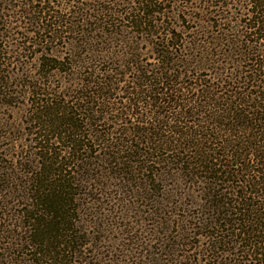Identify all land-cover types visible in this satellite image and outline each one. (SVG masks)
<instances>
[{"label":"trees","instance_id":"obj_1","mask_svg":"<svg viewBox=\"0 0 264 264\" xmlns=\"http://www.w3.org/2000/svg\"><path fill=\"white\" fill-rule=\"evenodd\" d=\"M0 1V105L23 97L0 121V264H113L109 180L187 200L142 212L132 263L264 264V0ZM14 48L35 62L17 81Z\"/></svg>","mask_w":264,"mask_h":264},{"label":"rangeland","instance_id":"obj_2","mask_svg":"<svg viewBox=\"0 0 264 264\" xmlns=\"http://www.w3.org/2000/svg\"><path fill=\"white\" fill-rule=\"evenodd\" d=\"M110 1V0H109ZM203 1H207L210 3H216L217 0H192V9L190 8L189 11L193 12L195 11L196 15H200V13L198 14V12L196 10H193V8H196L198 6H201L203 4ZM47 2V0H45V3ZM14 3V2H13ZM87 3H89L87 1ZM105 3H108V1H106ZM5 3L2 1H0V5L4 6V10H0V13L4 12V13H8L10 15L11 10H13V14H16L14 12V8L13 7H9ZM15 4V3H14ZM3 8V7H1ZM210 18H215V17H210ZM17 22L12 23V27L13 30H11L10 35H12L13 40L11 38L7 39V38H3L4 40H1L3 44H5L4 41H7V43L9 44V46H14L16 44V42L18 43L20 40V35H26L25 34V29L28 27V29H31L30 25H25L23 24L21 18H18V16H16ZM19 20H21V23L18 22ZM15 21V20H14ZM185 25V24H184ZM186 25L188 26H195L196 24L194 22H188ZM1 28V27H0ZM6 36H9V34L6 32L4 33ZM6 44V45H8ZM13 50V55L10 58V60H8L6 62V65L2 67L3 70H6L13 78L15 81H17V79H19L21 73H24L26 67L27 68H33L35 66V62L33 61V53H27L25 56L24 54H22V51H19L18 48L17 49H10ZM22 54V55H21ZM11 56V55H10ZM9 56H6V58H8ZM151 63L154 62L152 60H149ZM59 78V77H58ZM55 86L58 87L60 86V82L59 80L55 79ZM23 97L22 96H18L15 97V99L12 100V102L10 103V105H0V121H4L6 120L11 121V120H18V118L21 116L22 113V108H23ZM3 132V128L0 127V133ZM3 144L6 143V140H3L2 142ZM111 181V180H109ZM107 182L109 184L108 188H106V190L104 189V194L101 196H98L99 201V205L100 208L103 210L102 212L104 214L108 215V224L106 225V218H105V226L109 227L111 224V226L109 227V234H111V238L114 242L115 248H117V246H119L121 248L120 250H116L114 254H110L107 253L106 248H104L105 253H104V257L106 258L107 261L111 260V259H118V260H113V264H131L133 261H139V257L136 255V253L134 251H132V248L130 249V246H132L131 243H135V241L138 243V245H141V242L145 245H148L149 243V236L150 235L148 233V231L153 228V225H155V221H156V217L157 214H155V216L152 217H147L144 213L142 212H147V213H151V212H155L158 210H161L162 212H167L168 214H173V208L171 207V204H175L177 202H187V200L184 199H180L179 195H174L171 198H169V202L170 205H168V207H164V205L167 206L166 201H163V207H155V205L159 201H154V199L148 200L145 196L147 195V197L156 195V191L153 192H147L145 191L143 188H141V190L138 192H136L137 188H130L128 185H124L121 187V185H119L117 183V181L114 182ZM173 181H170L168 178L166 179L165 183H163V185L161 184L159 186V189H161V192L159 193V195L163 194V197H166L169 193L170 190L174 189V185L172 184ZM176 182V181H175ZM118 185V186H116ZM128 186V187H125ZM156 189H158V187L156 186ZM139 190V189H137ZM173 194H175V192H172ZM165 195V196H164ZM194 208H191L189 211L193 212ZM161 212V213H162ZM160 218L162 217V214L159 216ZM145 219V220H143ZM132 227V229H131ZM125 230L127 231V233H129L128 237L125 236ZM159 231L161 232V230L159 229ZM158 235V234H157ZM166 237V236H170L171 232L166 231L165 230L162 232L161 236ZM116 238H118V240H115ZM121 242H124L123 244L127 243V244H131L130 246H128V250H126L124 252V250H122V248H124L125 245H121ZM192 242L196 243V239H192ZM119 244V245H117ZM107 246L108 249H112L114 251L113 248H111V243H104L103 246ZM134 247V246H132ZM186 250V249H185ZM183 249V251H181L180 253L185 251ZM123 252L124 255H126L125 257H123ZM198 253V249L196 248H192L188 251H186L184 254H188V255H192L191 256V260L193 261L192 264H197V262L195 263V256ZM183 262H189V261H185V260H181V263ZM135 264V263H132ZM161 264H168L167 262H163ZM201 264H203V262H201Z\"/></svg>","mask_w":264,"mask_h":264}]
</instances>
